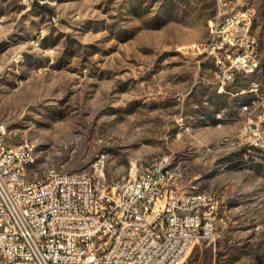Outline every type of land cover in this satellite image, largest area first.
Returning <instances> with one entry per match:
<instances>
[{"label": "rangeland", "instance_id": "rangeland-1", "mask_svg": "<svg viewBox=\"0 0 264 264\" xmlns=\"http://www.w3.org/2000/svg\"><path fill=\"white\" fill-rule=\"evenodd\" d=\"M246 8L260 68L222 83L189 47ZM0 122L35 146L32 178L122 185L167 160L183 191L219 200L184 264H264V0H0Z\"/></svg>", "mask_w": 264, "mask_h": 264}, {"label": "built area", "instance_id": "built-area-1", "mask_svg": "<svg viewBox=\"0 0 264 264\" xmlns=\"http://www.w3.org/2000/svg\"><path fill=\"white\" fill-rule=\"evenodd\" d=\"M254 16L250 8L220 11L211 42L189 47L212 57L222 83L260 68ZM30 151V143L10 144L0 122V264H184L196 244L214 237L219 200L183 191L167 160L109 186L102 174L32 178Z\"/></svg>", "mask_w": 264, "mask_h": 264}, {"label": "bare ground", "instance_id": "bare-ground-1", "mask_svg": "<svg viewBox=\"0 0 264 264\" xmlns=\"http://www.w3.org/2000/svg\"><path fill=\"white\" fill-rule=\"evenodd\" d=\"M230 60H237V53H230ZM254 72L255 71H252V74ZM248 105L249 104L243 106V111L248 109ZM30 161L31 162H36L37 161V155H36V150H35V146L34 145H32V151H30Z\"/></svg>", "mask_w": 264, "mask_h": 264}]
</instances>
